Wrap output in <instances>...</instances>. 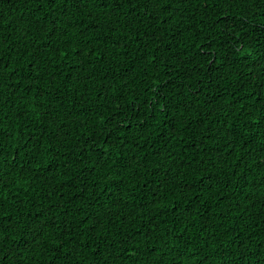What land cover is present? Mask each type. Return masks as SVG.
Listing matches in <instances>:
<instances>
[{
    "label": "trees",
    "instance_id": "trees-1",
    "mask_svg": "<svg viewBox=\"0 0 264 264\" xmlns=\"http://www.w3.org/2000/svg\"><path fill=\"white\" fill-rule=\"evenodd\" d=\"M0 264H264V0H0Z\"/></svg>",
    "mask_w": 264,
    "mask_h": 264
}]
</instances>
